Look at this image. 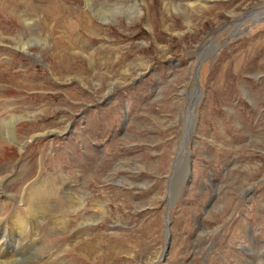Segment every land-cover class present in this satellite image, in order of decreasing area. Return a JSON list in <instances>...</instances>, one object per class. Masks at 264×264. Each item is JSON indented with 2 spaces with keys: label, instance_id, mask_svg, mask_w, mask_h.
I'll return each mask as SVG.
<instances>
[{
  "label": "rangeland",
  "instance_id": "obj_1",
  "mask_svg": "<svg viewBox=\"0 0 264 264\" xmlns=\"http://www.w3.org/2000/svg\"><path fill=\"white\" fill-rule=\"evenodd\" d=\"M86 1L0 0V206L42 171L104 212L25 263L264 264V0Z\"/></svg>",
  "mask_w": 264,
  "mask_h": 264
},
{
  "label": "bare ground",
  "instance_id": "obj_2",
  "mask_svg": "<svg viewBox=\"0 0 264 264\" xmlns=\"http://www.w3.org/2000/svg\"><path fill=\"white\" fill-rule=\"evenodd\" d=\"M27 20L28 19L25 18V21ZM18 45L21 47V52L27 53L26 47H24L26 43L23 44L20 41ZM25 117L27 116L18 117L11 114L5 120L0 121V146H4V143L1 141L2 135L14 140V125ZM47 133L53 132L49 131ZM24 172L25 170L22 171L20 177ZM82 175L85 176L84 174ZM57 178L64 179L58 176L50 178L40 171L34 180L23 186L21 204L15 206L10 212L6 210V204L0 206V215L1 211L2 214L5 212L3 217L0 216V230L3 231L5 238V240H3V238L1 240L0 238V264H27L25 263L26 261L23 260L24 253H27V261H32L34 259V252L38 251V247L29 248L27 244L30 241L38 243L40 240L36 222L46 219L48 221L49 218L50 223L58 225L61 228H66L68 227V223L76 222L79 217H83L84 214L78 215V212L86 202L90 204V210L92 211H89L91 213L97 210H103V202L94 198L92 199V197L90 198L91 195L88 197L90 193L84 191L76 183V180L73 181L74 177H70L71 179L66 180L67 182L64 180L61 181V179L57 181ZM11 180V177L0 179V200L6 195L3 190L4 185ZM72 182L74 183L71 184ZM5 197H7V200L10 199L7 195ZM102 213L104 212L102 211ZM5 216H7V218ZM14 237H17L16 241L13 240ZM12 242H14L13 246L11 245ZM5 255L8 256L4 258ZM38 264L41 263L38 262Z\"/></svg>",
  "mask_w": 264,
  "mask_h": 264
}]
</instances>
